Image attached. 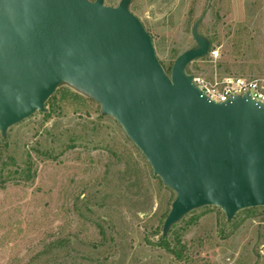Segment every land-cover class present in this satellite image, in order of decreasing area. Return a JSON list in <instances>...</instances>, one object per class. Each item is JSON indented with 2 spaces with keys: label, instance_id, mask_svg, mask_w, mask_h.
I'll return each mask as SVG.
<instances>
[{
  "label": "rangeland",
  "instance_id": "374dc122",
  "mask_svg": "<svg viewBox=\"0 0 264 264\" xmlns=\"http://www.w3.org/2000/svg\"><path fill=\"white\" fill-rule=\"evenodd\" d=\"M129 11L168 75L200 19L209 51L187 74L206 86L264 78V0H130ZM173 200L115 120L67 86L0 134V264H264V207L229 222L216 207L189 213L165 237L182 261L156 247Z\"/></svg>",
  "mask_w": 264,
  "mask_h": 264
},
{
  "label": "water",
  "instance_id": "95a60500",
  "mask_svg": "<svg viewBox=\"0 0 264 264\" xmlns=\"http://www.w3.org/2000/svg\"><path fill=\"white\" fill-rule=\"evenodd\" d=\"M103 0H0V134L35 113L60 86L99 105L174 193L162 238L189 213L221 210L227 222L264 207V105L248 95L209 100L186 67L204 58L208 40L169 75L151 37L129 11Z\"/></svg>",
  "mask_w": 264,
  "mask_h": 264
},
{
  "label": "built area",
  "instance_id": "2783aa9c",
  "mask_svg": "<svg viewBox=\"0 0 264 264\" xmlns=\"http://www.w3.org/2000/svg\"><path fill=\"white\" fill-rule=\"evenodd\" d=\"M193 83L203 95L215 103H223L234 96L248 95L264 105V78L228 77L206 86L193 77Z\"/></svg>",
  "mask_w": 264,
  "mask_h": 264
},
{
  "label": "trees",
  "instance_id": "16d2710c",
  "mask_svg": "<svg viewBox=\"0 0 264 264\" xmlns=\"http://www.w3.org/2000/svg\"><path fill=\"white\" fill-rule=\"evenodd\" d=\"M50 98L46 101L45 106L48 105V103L50 102ZM49 115H50L49 113H46L44 115V118L48 119ZM195 219H197V218H195ZM195 219L191 220L190 223L194 224L196 222ZM155 246L160 248V249H163L165 252H167L170 255H172V257L175 260L182 261L183 255H184V253H183L184 252V246L181 245L179 241H176L175 243L171 244L167 239L160 237L158 239V241L156 242Z\"/></svg>",
  "mask_w": 264,
  "mask_h": 264
}]
</instances>
